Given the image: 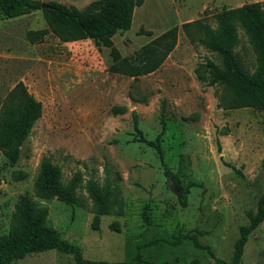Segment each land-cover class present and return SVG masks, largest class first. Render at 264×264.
Masks as SVG:
<instances>
[{"label": "rangeland", "instance_id": "obj_1", "mask_svg": "<svg viewBox=\"0 0 264 264\" xmlns=\"http://www.w3.org/2000/svg\"><path fill=\"white\" fill-rule=\"evenodd\" d=\"M55 1L83 9V0ZM263 0H143L128 30L112 44L121 57L167 29L223 9ZM151 31L141 35L139 28ZM47 28L41 11L15 19L0 13V96L22 82L42 105V115L19 148L15 164L0 154V234L17 249L39 228L55 230L84 259L108 263L230 264L240 228L257 212L264 192V111L224 110L222 87L197 78L206 59L218 56L179 32L171 53L155 72L132 78L108 71L109 49L92 40L61 42L47 34L30 43L26 34ZM234 48L245 70L264 77V55L238 30ZM259 56V58H258ZM262 57V58H261ZM165 129L159 144L171 178L156 152L133 141L132 113L146 140ZM114 107L124 113L112 114ZM60 167L66 199L42 198L36 184L43 158ZM111 182L113 208L92 228L94 205L86 185ZM173 188L177 191H173ZM11 264H75L56 250ZM237 264H264V218L247 235Z\"/></svg>", "mask_w": 264, "mask_h": 264}, {"label": "trees", "instance_id": "obj_2", "mask_svg": "<svg viewBox=\"0 0 264 264\" xmlns=\"http://www.w3.org/2000/svg\"><path fill=\"white\" fill-rule=\"evenodd\" d=\"M143 4V0H94L83 9H76L55 1L42 3L40 0H0V13L5 19H15L33 11H41L47 28L30 31L26 39L36 43L47 34H52L61 42L92 40L96 46L109 49L112 59L108 71L137 78L158 70L177 42L181 32L191 43L204 47L216 54L220 64L206 59L196 69L197 78L210 85L222 87L218 96V106L224 110L255 108L264 111V77L258 72L253 74L245 70L234 48L239 42L238 30L247 37L249 44L264 55V0L243 4L240 7L223 9L213 15L215 26L205 18L185 22L162 32L150 42L139 47L131 56L121 57L113 46L111 38L118 32L126 31L132 23L133 12ZM141 35L151 36V31L139 28ZM258 56V58H259ZM262 58V57H261ZM260 61V68L263 67ZM164 103L160 112V132L154 140H146L138 128V119L132 113L133 141L144 143L152 148L161 162L163 173L171 178L159 141L164 134ZM122 107L112 108V114L124 113ZM42 115L41 103L30 94L22 82H17L4 97L0 96V154L9 165L17 162L19 148L29 136L33 124ZM264 172V157L261 161ZM114 188L107 181L100 187L95 183L86 185V192L94 205L92 228H96L101 216L112 211ZM39 197L63 200L73 195L70 187L61 183L60 167L50 159L43 158L36 184ZM264 218V192L258 199L257 212L249 216L247 226L240 228V237L234 246L233 260L237 264L247 235L252 232ZM49 250L73 256L75 264H170L169 262H147L137 256L131 263H108L90 261L82 257L79 248L61 239L59 234L47 227H39L28 234L27 244L17 249L11 237L0 234V264H11L34 253ZM187 264H199L197 260ZM223 264V263H222Z\"/></svg>", "mask_w": 264, "mask_h": 264}, {"label": "crops", "instance_id": "obj_3", "mask_svg": "<svg viewBox=\"0 0 264 264\" xmlns=\"http://www.w3.org/2000/svg\"><path fill=\"white\" fill-rule=\"evenodd\" d=\"M67 1L68 2H73V1H77V0H67ZM92 1H94V0H83V4H85V6H87ZM137 15H138V12H137V9H135L134 12H133V17L137 18ZM133 17H132V20H133Z\"/></svg>", "mask_w": 264, "mask_h": 264}, {"label": "water", "instance_id": "obj_4", "mask_svg": "<svg viewBox=\"0 0 264 264\" xmlns=\"http://www.w3.org/2000/svg\"><path fill=\"white\" fill-rule=\"evenodd\" d=\"M173 191L175 192V194L177 193V191L173 188Z\"/></svg>", "mask_w": 264, "mask_h": 264}]
</instances>
